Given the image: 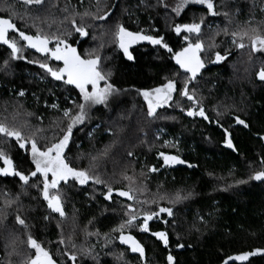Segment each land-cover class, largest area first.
Returning <instances> with one entry per match:
<instances>
[{
    "label": "trees",
    "instance_id": "obj_1",
    "mask_svg": "<svg viewBox=\"0 0 264 264\" xmlns=\"http://www.w3.org/2000/svg\"><path fill=\"white\" fill-rule=\"evenodd\" d=\"M212 2L216 15L194 4L185 5L177 14L174 9L181 0H44L41 6L0 0V18L14 13L16 28L28 35L39 32L76 47L81 36L72 22L83 26L87 36L77 44V53L82 58L100 56L101 66L110 73L108 82L121 93L104 106L86 108L83 123L73 127L65 155L71 166L87 170L103 183H60L64 217L47 207L38 174L27 185L19 177L0 175V264H25L34 255L27 246L29 235L57 264H167L168 255L173 256V264H264V252L244 261L234 259L264 250V181L251 179L264 161V146L258 138L264 135V81L256 75L264 67V52H253L247 37L240 40L253 29L264 33V0ZM110 11L103 20L94 18ZM185 23L201 24L199 37L191 34L189 42L200 40L204 61L213 62L217 53L225 57L205 80L195 79L189 92L199 102L205 98L214 103L211 116L221 117V123L231 114L247 123L248 131H236L237 157L222 152L206 159L199 122L183 114L186 100L180 90L184 80L169 60L183 42L173 27ZM117 25L133 33L162 37L172 52L142 46L134 50L129 63L118 48ZM10 37L23 48V59L12 60L10 50L0 45V122L19 129L25 138H34L44 149L66 130L69 121L64 111L76 114L83 100L78 89L53 80L32 62L44 61L45 56L24 47L18 35ZM233 40L244 47H237ZM55 45L51 40L49 47ZM47 63L62 67L52 59ZM170 76L177 77L171 108L149 117L138 93L157 87ZM216 104H220V112L215 110ZM233 107L236 112H231ZM156 131L172 135L180 144L170 153L181 157L185 149H192L188 161L195 168L177 169L169 175L151 173L150 169L160 167L158 156L164 149L154 136ZM219 136L211 132L214 141ZM0 150L11 159L14 170L25 175L34 171L30 144L21 149L14 139L0 137ZM105 185L114 190L108 200L104 199ZM129 190L135 200L115 195ZM177 195L182 199L176 200ZM128 205L140 212L172 209V215L153 217L148 232L139 230L142 217L135 222L137 227L123 230L141 244L143 259L121 244L120 232L113 231L127 219ZM16 216L25 224H17ZM156 232L166 234L167 247L152 235ZM65 252H75L77 261L68 260Z\"/></svg>",
    "mask_w": 264,
    "mask_h": 264
},
{
    "label": "snow or ice",
    "instance_id": "obj_2",
    "mask_svg": "<svg viewBox=\"0 0 264 264\" xmlns=\"http://www.w3.org/2000/svg\"><path fill=\"white\" fill-rule=\"evenodd\" d=\"M44 0H23L24 5L28 6H41ZM194 5H203L206 7L207 11L211 15H216L214 12V4L212 0H181V3L177 5L174 11L179 14L181 8L186 4ZM14 13L10 12L8 18H0V45H5L7 49L10 50V57L12 60L23 59L21 55L23 48L20 46L18 41L15 38H11L10 34H16L19 36V39L25 42L24 47L35 49L37 53H40L45 56L44 61H32L38 63L39 67L43 69L47 74H49L53 80L62 81L66 85H72L79 90L80 97L84 101L78 105L79 112L74 115H71L68 110H65L63 115L68 119V124L66 130L63 131V135L56 142L50 143L44 149L38 147L37 142L34 138L28 137L25 138L21 131L15 127H9L3 122H0V137L12 138L16 141L21 149L25 148L26 144L31 145V158L32 164L35 166L34 171H31L28 175H25L19 171L14 170L12 166V161L9 159L5 153L0 150V160L3 161L4 167L0 168V175L7 176H16L19 177V180L22 184L27 185L30 177L39 178L42 183V188L40 189L43 199L47 202V207L54 213H58L61 217H64L65 213L62 208V199L61 193L58 190V185L61 181L67 184L69 179H73L76 183L84 185L91 180L94 184H101V181L98 177L90 176L87 170L77 169L71 166L69 158L65 155V149L67 148L70 137L72 135L73 127L76 124L83 123L86 117V107H91L93 105L105 104L108 96L111 95L116 90L108 82V75L101 66L100 56H89L87 58H82L81 55L77 53L75 47H71L67 42L59 37H49L46 35H41L37 32L36 35H28L23 31H19L16 28V25L12 19ZM87 15V13H85ZM108 14L94 17L95 19H105ZM72 27L74 30L79 33L81 37L87 36V32L83 26H78L74 21L72 22ZM173 31L180 35L182 32L188 34H196L199 37L201 32L200 23H185V24H176ZM115 38L118 41V47L122 50L125 57L128 60H132L133 56L129 52V45L134 44L138 41H148L152 45H159L161 48H164L168 52H172V49L163 42V38H154L149 35H142L139 32L133 33L127 31L122 25H117V31L115 32ZM236 36V33L232 34ZM247 37L250 41L251 49L253 52L262 51L264 52V33L260 32L258 29H253L252 34L249 35L248 32L243 33L240 36V40ZM185 41H188L189 37H184ZM51 40L56 41L54 48H49V43ZM233 43L237 47L243 48L244 44L236 43L233 40ZM202 43L199 39L195 42L187 43L186 47H183L180 51L175 52L172 56V59L175 60V63L179 66V69L183 70L186 74L184 79L183 86L180 90V95L186 97L192 104L193 107H190L186 114L188 116H200L204 119H208L205 115V112L202 106L199 105V101L195 98L193 93L188 91V84L190 81L194 80L197 74L200 72L201 68L204 67V62L198 55L202 51ZM225 57L221 56L219 53L216 54L215 61L219 62ZM52 59L55 61L62 62V67H52L47 63V60ZM7 64V61H5ZM257 79L264 81V67H262L257 72ZM103 82V87L100 86ZM91 86V90L88 89V86ZM176 91L175 81L168 80L167 83L161 87L152 89L151 91H142L140 94L144 97L145 101L148 104L147 115L152 117L155 113L157 107H161L164 104L168 103L172 99V93ZM19 95H24L23 91ZM55 107V105H53ZM198 109V110H194ZM183 110V109H182ZM236 123L243 125L245 128L248 127L247 123L240 119L236 118ZM226 136V145L229 148H232L231 140L227 139ZM264 139V137H261ZM129 156L132 155L131 152L128 153ZM163 156L164 164H181L184 161L180 160L176 156H168L161 153ZM264 163V161H262ZM191 167V165H189ZM150 171H156L152 168ZM127 179V177H125ZM251 179L256 181H264V171H257L252 176ZM36 186V185H33ZM107 192L104 194V199H110L113 189L105 185ZM50 189L57 190L55 192H50ZM117 195L120 197H126L128 200H135V197L129 191H117ZM182 199L177 195L176 200ZM160 213H167L172 215V209L166 207H160L159 211H144L140 212L134 210L131 205L127 206L125 211V216L127 217L117 228L113 231L120 232L119 241L121 244H127L130 250L133 253H139L140 258H144V249L139 242H137L131 235H125L124 229L130 227H137L135 223L138 218L142 217L143 222L138 225L139 230L142 232L149 231V221L153 217L159 216ZM47 219V217H45ZM16 223L19 225H24L25 221L21 219L20 216H16ZM158 240L162 241L167 247L168 239L164 232L152 233ZM63 240H60V243H63ZM27 246L29 249L34 250V255L29 256L26 259L25 264H54L49 252L42 247L34 238L30 235L27 239ZM178 247H182L178 245ZM258 252H264V250L257 249L252 253H243L239 256L234 257L236 260L244 261L247 260L249 255H256ZM70 261H77V255L75 252L69 254L64 253ZM122 255V254H121ZM167 264H173V256H167Z\"/></svg>",
    "mask_w": 264,
    "mask_h": 264
},
{
    "label": "flooded vegetation",
    "instance_id": "obj_3",
    "mask_svg": "<svg viewBox=\"0 0 264 264\" xmlns=\"http://www.w3.org/2000/svg\"><path fill=\"white\" fill-rule=\"evenodd\" d=\"M173 29H174V27H173ZM184 36H188L189 37L190 34L184 33V32H182L180 35L176 34L177 38H182L183 37V42L181 43L182 48L186 47L187 43H189V41H190L189 39H188V41H185ZM81 40H82V37L79 39V42ZM77 44H76V47L78 46ZM142 46H147V47H150L151 49L160 47L159 45H152L146 40L145 41H138V42H136L134 44L129 45V52L133 56L134 50L139 48V47H142ZM54 47L55 46H53L52 48H54ZM29 49L34 51V52H36L35 49H31V48H29ZM119 51H120V53L122 54V56L124 58H127V57L124 56V54H123V52H122V50L120 48H119ZM38 54H40V53H38ZM200 54H201V51L198 53V55L201 58ZM40 55H42V54H40ZM173 55H174V53H172V56ZM42 56H44V55H42ZM172 56H171L169 61L172 64V66L174 67V69L177 71V73L181 74V80H184L186 78V74L183 72V70L179 69V66L175 63V60L172 59ZM202 61L204 62V67L201 68L200 72L197 74L195 79L201 78V79L205 80L207 78L206 75L209 72H213V70H214L213 67H215L216 65H218L220 63V62L218 63L216 61H213V62L209 63V62L204 61L203 59H202ZM56 62L59 63V64H62V62H60V61H56ZM132 62H133V59L129 60V63H132ZM168 80H173V81L176 82L177 81V77L170 76V78H166L165 80H163V82L161 84H159L157 87L151 88V89L146 90V91H151L152 89L161 87L162 85L167 83ZM194 80L189 82L188 91H190V89L192 90L195 87V85L193 84ZM59 82H62V81H59ZM100 86L103 87V82H101ZM176 89H177V87H176ZM141 92L138 93L137 97L142 101L143 105L145 106L146 111L148 112V104L145 101L144 97L140 94ZM175 93H176V91H174L172 93V99L170 101H168V103L164 104L161 107H157L154 114H156L161 109L163 110V109H165L167 107L171 108L170 105H172V100H173V96H174ZM120 95H121V93H119L117 91L113 92L111 95L108 96V99H107L105 104L109 103V101H113L117 97H120ZM185 100H186L185 105L184 104L182 105V109L184 110V111L182 110L183 114L186 117H188L190 120H197L199 122L198 125L200 126L201 137H202V140L204 142L203 145H204V148L207 150V151H205L206 159L212 160V157L214 155H216V153H222V152L223 153L233 154L234 156L237 157L238 156V154H237L238 151H237L236 140H235L236 131H237V129H241L242 131H248V127L245 128L243 125H239V124L236 123V118L238 117L237 114H231L230 115V119H228L227 121H224L225 124L221 123V117L212 118V116H211L210 111L213 108V104L214 103H210L209 99L203 98V99L200 100L199 105L202 106V108H203V110L205 112V115L207 116L208 119H204L203 117H200V116H188L186 114V112H187V110L190 107H193V106H192L191 102L186 97H185ZM105 104H99L98 106L99 107L100 106H104ZM215 106H216L215 110L220 112V104L219 105L216 104ZM183 107H185V109ZM194 110H198V109H194ZM179 111H181V110H179ZM231 112H236V107H233ZM214 113H216V112H214ZM213 131L218 132V134L220 135L219 138L217 139V141L216 140L214 141L212 139V137H211V132H213ZM157 132L158 131H156L157 140L160 142V144L164 148L162 153L164 155H168V156H176L180 160L184 161V163L165 165L164 164V160H163V156H161V153H160L159 156H158V159H159L158 161L160 162V165H159L160 167L158 169H156V171H151V173H154V174L156 173L157 174V173L161 172V173H164L165 175H169V174H171V172L176 171L177 169H187L188 171H190V169L195 168V166L191 165L190 162L188 161V155L193 152L192 149H190V150H186L185 149V152H183V155L181 157L176 155V154L170 153V150H172L171 148H173V147L179 148L180 144L174 140V137L172 135L164 133V132H161V133H157ZM225 132H227V134H228L227 139L231 140V142H232V145H233L232 148H229L226 145ZM261 137H264V135L258 136L261 145L264 146V139H261ZM261 164L262 165H261L260 169L256 170V172L257 171H264V163H261ZM189 165H191V167H189ZM247 165H248V169L251 170L250 173L252 174V160H249V163ZM232 170H234V168ZM206 174L209 175L210 173L207 172ZM256 182L258 183V182H261V181H256ZM115 195H117V194L115 193Z\"/></svg>",
    "mask_w": 264,
    "mask_h": 264
},
{
    "label": "rangeland",
    "instance_id": "obj_4",
    "mask_svg": "<svg viewBox=\"0 0 264 264\" xmlns=\"http://www.w3.org/2000/svg\"><path fill=\"white\" fill-rule=\"evenodd\" d=\"M22 1V0H21ZM189 4H191V3H189ZM186 5H188V4H186ZM215 61V60H214ZM88 89L89 90H91V86L89 85L88 86ZM79 91V90H78ZM83 103H84V101H83ZM99 105V104H98ZM98 105H93V106H91V107H94V106H98ZM91 107H86V108H91ZM154 136H155V138L157 139V137H156V134H154ZM30 153H31V151H30ZM32 159V158H31ZM34 168H35V166H34ZM39 175V174H38ZM69 180H73V179H69ZM60 183H63V181H61ZM51 190V189H50Z\"/></svg>",
    "mask_w": 264,
    "mask_h": 264
},
{
    "label": "water",
    "instance_id": "obj_5",
    "mask_svg": "<svg viewBox=\"0 0 264 264\" xmlns=\"http://www.w3.org/2000/svg\"><path fill=\"white\" fill-rule=\"evenodd\" d=\"M112 13V11H110L109 13H108V15L106 16V18L110 15ZM83 38V37H82ZM7 176V175H6ZM8 177H11V176H8ZM54 262V261H53ZM54 264H57L56 262H54Z\"/></svg>",
    "mask_w": 264,
    "mask_h": 264
}]
</instances>
